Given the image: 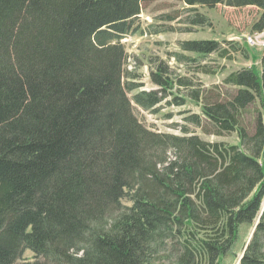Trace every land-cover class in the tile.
Instances as JSON below:
<instances>
[{
  "label": "trees",
  "instance_id": "trees-1",
  "mask_svg": "<svg viewBox=\"0 0 264 264\" xmlns=\"http://www.w3.org/2000/svg\"><path fill=\"white\" fill-rule=\"evenodd\" d=\"M144 1L0 0V264H264V56L224 77L226 99L187 93L201 114L185 121L236 144L152 132L120 83V41ZM179 45L227 53L215 40ZM149 77L156 88L137 91V106L184 103L173 89L190 82L165 61Z\"/></svg>",
  "mask_w": 264,
  "mask_h": 264
},
{
  "label": "rangeland",
  "instance_id": "rangeland-1",
  "mask_svg": "<svg viewBox=\"0 0 264 264\" xmlns=\"http://www.w3.org/2000/svg\"><path fill=\"white\" fill-rule=\"evenodd\" d=\"M134 25L137 26L136 32L120 41L123 45L120 83L136 121L152 132L180 135L181 129H188L207 141L236 144L235 133L208 135L185 121L191 114H201L200 103L193 101L187 93L197 90L205 100L226 99L234 91L233 87L222 82L229 72L251 65L261 69L264 46L257 47L255 44L248 47L243 38L247 34L263 31L256 40L264 43V9L257 6L235 8L223 4L213 8L199 5L189 7L179 0H150L142 2ZM198 39L218 41L227 50L226 56L220 57L216 53L198 56L181 50V41ZM175 54H182L186 59L178 61ZM158 61H165L173 74L187 79L190 84L187 89H173L175 95L184 99L183 104L175 105L168 97L155 110H143L133 102L132 96L139 90L156 88L151 83L149 71ZM127 80L137 85L134 90L126 89ZM121 202L123 205L129 204L126 199ZM263 208L264 200L261 210ZM32 258L33 253L24 250L22 259ZM154 261L155 264L170 263L164 255L156 256ZM224 263L229 264V261Z\"/></svg>",
  "mask_w": 264,
  "mask_h": 264
},
{
  "label": "built area",
  "instance_id": "built-area-1",
  "mask_svg": "<svg viewBox=\"0 0 264 264\" xmlns=\"http://www.w3.org/2000/svg\"><path fill=\"white\" fill-rule=\"evenodd\" d=\"M261 34H263V31H258V32H253L251 34H247L244 36V41L249 47H252L255 44L257 45V47L264 46L263 42L256 40V37Z\"/></svg>",
  "mask_w": 264,
  "mask_h": 264
},
{
  "label": "water",
  "instance_id": "water-1",
  "mask_svg": "<svg viewBox=\"0 0 264 264\" xmlns=\"http://www.w3.org/2000/svg\"><path fill=\"white\" fill-rule=\"evenodd\" d=\"M251 236V235H250ZM241 257V256H240ZM237 264H238V262H237Z\"/></svg>",
  "mask_w": 264,
  "mask_h": 264
}]
</instances>
